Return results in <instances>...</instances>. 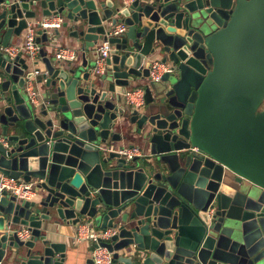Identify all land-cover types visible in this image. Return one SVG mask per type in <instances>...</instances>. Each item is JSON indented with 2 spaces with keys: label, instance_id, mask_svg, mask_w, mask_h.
Instances as JSON below:
<instances>
[{
  "label": "water",
  "instance_id": "95a60500",
  "mask_svg": "<svg viewBox=\"0 0 264 264\" xmlns=\"http://www.w3.org/2000/svg\"><path fill=\"white\" fill-rule=\"evenodd\" d=\"M56 15L61 27L40 28ZM29 21L39 74L7 51ZM65 33L81 64L56 58ZM156 57L171 69L159 81ZM134 141L148 153L127 159ZM57 219L114 227L101 241L114 264H264V0H0V264H65L67 244L43 232Z\"/></svg>",
  "mask_w": 264,
  "mask_h": 264
},
{
  "label": "built area",
  "instance_id": "2783aa9c",
  "mask_svg": "<svg viewBox=\"0 0 264 264\" xmlns=\"http://www.w3.org/2000/svg\"><path fill=\"white\" fill-rule=\"evenodd\" d=\"M63 23V17L56 15L50 19L43 20L40 28H59ZM39 28L35 24H29L25 29V42L21 48L10 47L7 49L9 54L14 57L20 52H23L33 62L39 60L41 43L37 41ZM127 30V26L124 23L116 24L110 31L108 37L118 36ZM113 45L109 40L103 41L96 48V60L93 66L95 73H103L105 70V58L110 55ZM79 51L71 48H58L55 56L63 61L75 62L78 59ZM170 66L161 60H153L150 66L149 76L151 80L159 81L165 72H170ZM40 71L35 69V74H39ZM30 97L34 102H38V91L36 90L32 81H29L26 86ZM124 99L127 104L140 107L145 102V89L143 87H136L127 90L124 94ZM121 153L127 159H134L135 157L143 156L144 151L140 146H133L132 148H124ZM2 185L11 190L14 194L21 198L32 199L36 196L37 190L33 182H25L23 180L15 179L9 176H4L2 179ZM116 232L114 227H107L100 229L94 226L92 223L80 224L73 237V242L79 243L84 240L90 242L92 246L91 258L92 264H114L113 252L107 247L101 245V241H108L112 235ZM31 232L27 227H23L19 230V236L22 238L30 237Z\"/></svg>",
  "mask_w": 264,
  "mask_h": 264
},
{
  "label": "crops",
  "instance_id": "0c3cea01",
  "mask_svg": "<svg viewBox=\"0 0 264 264\" xmlns=\"http://www.w3.org/2000/svg\"><path fill=\"white\" fill-rule=\"evenodd\" d=\"M46 19L50 18H45L44 20ZM31 23L33 24L34 21H29V24ZM24 42L25 33H23L21 37H16L15 41L9 46V48H21L24 45ZM55 42L57 47L54 49V54L56 53L58 48L76 49L79 51L78 59L76 62L79 64L82 63V48L80 41L68 37V35L65 33L64 37L61 36L59 39L55 40ZM87 58L91 62L92 60H94V54L87 53ZM153 60H160V58L156 57L153 58ZM37 61L39 63L33 66L34 69H39L41 73V71H43L44 69L42 58L40 57ZM130 89H133V87L128 88V90ZM133 143L135 144V146H140L145 154L148 153V149L142 146L139 142L134 141ZM79 225H74L68 221H64L61 219H57L53 224L47 225L46 223L44 225L43 232L47 235L48 238H50L52 241L65 242L67 244L65 264H87V261L91 258L92 246L89 241L84 240L79 243L73 242V237Z\"/></svg>",
  "mask_w": 264,
  "mask_h": 264
}]
</instances>
